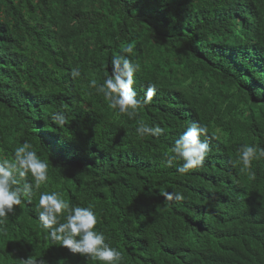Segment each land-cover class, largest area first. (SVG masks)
I'll return each mask as SVG.
<instances>
[{
    "label": "trees",
    "instance_id": "trees-1",
    "mask_svg": "<svg viewBox=\"0 0 264 264\" xmlns=\"http://www.w3.org/2000/svg\"><path fill=\"white\" fill-rule=\"evenodd\" d=\"M0 218L47 264H264V0H0Z\"/></svg>",
    "mask_w": 264,
    "mask_h": 264
},
{
    "label": "clouds",
    "instance_id": "clouds-1",
    "mask_svg": "<svg viewBox=\"0 0 264 264\" xmlns=\"http://www.w3.org/2000/svg\"><path fill=\"white\" fill-rule=\"evenodd\" d=\"M213 157V156H212ZM214 158L216 163H223L219 158ZM212 162V161H211ZM209 162V163H211ZM223 181H215L213 184L214 187L218 188H228L224 186ZM7 218V217H6ZM256 220V219H255ZM15 219L4 221V218H0V264H3V260L6 258L5 264H10L17 262L16 264H47L44 260L43 256L38 250V247L32 248L30 245V241L27 242L19 232L17 226H14ZM257 223V220H256ZM259 233H263L261 237H264V224H261L259 227ZM63 230V229H62ZM47 232V231H46ZM48 233V232H47ZM64 234H60L59 236L51 237L49 235L51 242L57 244L59 255H56V262L52 264H118L122 259L125 261V256L123 258V254L121 252L116 251V247L106 249V255L109 256V260H103L102 255H98L97 252H89L86 253L87 246L89 245L88 239L84 231L74 229V234L71 238V246H65L63 243ZM99 236V235H98ZM20 240V244L22 245L19 253L13 252L10 248H8L7 242L10 239ZM93 244V243H90ZM250 258H246L247 263H251ZM138 264H173L169 261V259H159L154 258L153 260H140Z\"/></svg>",
    "mask_w": 264,
    "mask_h": 264
}]
</instances>
